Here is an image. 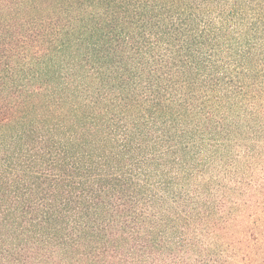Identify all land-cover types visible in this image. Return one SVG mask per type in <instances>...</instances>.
Returning a JSON list of instances; mask_svg holds the SVG:
<instances>
[{"label": "trees", "instance_id": "trees-1", "mask_svg": "<svg viewBox=\"0 0 264 264\" xmlns=\"http://www.w3.org/2000/svg\"><path fill=\"white\" fill-rule=\"evenodd\" d=\"M0 264H264V0H0Z\"/></svg>", "mask_w": 264, "mask_h": 264}]
</instances>
